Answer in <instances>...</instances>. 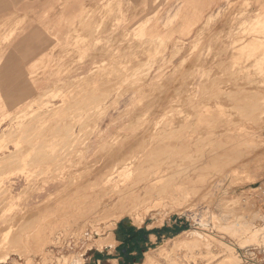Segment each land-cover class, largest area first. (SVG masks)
<instances>
[{
    "label": "rangeland",
    "instance_id": "1",
    "mask_svg": "<svg viewBox=\"0 0 264 264\" xmlns=\"http://www.w3.org/2000/svg\"><path fill=\"white\" fill-rule=\"evenodd\" d=\"M139 138L150 178L85 180ZM263 186L264 0H0V264H93L122 224L155 264H264Z\"/></svg>",
    "mask_w": 264,
    "mask_h": 264
},
{
    "label": "bare ground",
    "instance_id": "2",
    "mask_svg": "<svg viewBox=\"0 0 264 264\" xmlns=\"http://www.w3.org/2000/svg\"><path fill=\"white\" fill-rule=\"evenodd\" d=\"M254 32V31H253ZM138 52V51H137ZM141 53V52H140ZM134 83V82H133ZM146 83V82H145ZM121 84V83H120ZM130 84V83H129ZM154 84V83H153ZM131 85V84H130ZM142 85V84H141ZM144 85V84H143ZM134 86V85H133ZM141 87V86H140ZM140 87H138L137 86V88H139V89H136L135 91H137L138 93H141L140 95H142V93L143 92H145L146 90H147V94L145 95V96H149L150 95V90H151V88H149V87H147V89H146V86L144 87V88H140ZM151 87H153L152 85H151ZM124 88H127V87H124ZM149 89V90H148ZM125 90V89H124ZM130 90V89H129ZM110 91V90H109ZM125 91H127V90H125ZM153 91V90H152ZM151 91V92H152ZM146 93V92H145ZM149 94V95H148ZM96 95H97V93H96ZM139 95V94H138ZM144 95V94H143ZM58 96H59V94H58ZM57 96V97H58ZM141 97V96H140ZM260 100V99H259ZM257 101V100H256ZM258 102V101H257ZM255 103V102H254ZM253 105V104H252ZM257 105V104H256ZM259 105V104H258ZM257 105V106H258ZM144 110H147V111H153V110H150V109H144ZM145 130V134L147 133L148 135H150L149 137H151V138H154V136H159V134H157L156 133V131H157V129H156V127H151V128H147V129H144ZM164 132V131H163ZM154 140H155V138H154ZM158 143V142H157ZM156 144V143H155ZM159 144V143H158ZM154 144L153 143H151V142H148L147 141V139L146 138H139L138 140L136 139V141L133 143V144H131V146H129V148H125V149H122V148H120V150L119 149H116V150H119V151H115V149H114V152H112V154H113V156H111L110 155V157H111V159H112V157H113V161L111 162V160H109V159H107V161H110V162H108L107 164H105L106 166L102 169H97V171L96 172H90L87 176V178H85V180L87 181V182H89V181H93V179L94 180H96L95 178H98L97 179V181L100 179L101 181H99V182H101V184H103V192H104V194L106 193L107 195L110 193H114L115 192V197L117 198V197H119L120 198V196H122V194L123 193H125V194H127V192H129V191H127V190H130V191H132V190H134V186L138 183V182H140L141 180H143V182H144V180H146V178H148L147 177V172L151 169V167H152V161H151V159H149V158H145V156H146V151L148 150V152H149V150L151 151V147L153 146ZM68 146V145H67ZM157 146V145H156ZM147 147V148H146ZM152 148H154V147H152ZM147 149V150H146ZM156 149V148H155ZM155 149H154V151H155ZM157 149H159V147H157ZM65 151V150H64ZM113 151V150H112ZM153 151V150H152ZM159 151H161V150H159ZM116 152V154H115V156H114V153ZM158 152V151H157ZM111 154V153H110ZM150 155V154H149ZM145 158V159H144ZM101 166H104V164L103 165H101ZM130 171V177L129 178H123V179H119L118 180V176L122 173V172H125V171ZM126 173V172H125ZM124 173V174H125ZM128 173V172H127ZM243 174V173H242ZM90 175V176H89ZM122 175V174H121ZM249 176V175H248ZM120 178V177H119ZM150 178V177H149ZM154 178H152L151 180H153ZM156 179H158V178H156ZM96 181V182H97ZM142 182V181H141ZM150 182V181H149ZM75 183V182H74ZM145 183H147L146 181H145ZM100 184V185H101ZM151 184V183H150ZM138 186V185H137ZM142 185H140V187H141ZM134 187V188H133ZM139 187V188H140ZM148 187H150V186H148ZM138 188V189H139ZM142 188V187H141ZM147 188V187H146ZM98 190V189H97ZM101 191V190H100ZM90 193V192H89ZM132 192H130V194H131ZM95 194H97V193H95ZM102 194V193H101ZM112 195V194H111ZM129 195V194H128ZM127 195V196H128ZM90 196V195H89ZM125 196V195H124ZM126 196V197H127ZM92 197V196H91ZM115 197H113V199L112 200H116V201H118V202H120L119 200H117ZM129 197V196H128ZM89 198V197H88ZM109 198V197H108ZM122 199V198H121ZM89 200V199H88ZM105 200V199H104ZM110 200V199H109ZM116 201H115V204L116 205H118L117 203H116ZM106 202V201H105ZM111 202V204H113L112 202L113 201H110ZM95 203V202H94ZM115 204H113V207L112 208H114V205ZM110 205V204H109ZM107 207H108V204L106 205ZM102 207V206H101ZM116 207L117 206H115V209H116ZM108 208H110V209H112L111 207H108ZM82 210V209H81ZM103 210V209H102ZM95 211V210H94ZM93 211V212H94ZM107 211H109L108 209H107ZM112 211H114V210H112ZM116 211V210H115ZM93 212H91V213H93ZM110 212V211H109ZM90 215V214H89ZM113 215V214H112ZM107 216V215H106ZM110 216V215H109ZM128 217H130V220H132V224L134 225V226H141L142 224H143V221H144V216H141V215H139V214H135V215H131V216H128ZM105 218V217H104ZM163 222V220L161 219V221L160 222H158V224H163L162 223ZM113 226V225H112ZM114 226H115V224H114ZM116 227V226H115ZM114 227V228H115ZM90 229V228H89ZM113 229V228H112ZM189 232V231H188ZM188 232H183V233H181L180 235H178L177 237H176V239H179L180 240V238L184 235V237L187 235V236H191ZM19 239V238H18ZM178 240V242H179V245H182V246H187V247H191V246H193V244L195 243V241H193L192 243H189V242H187L186 240H185V238H184V240L183 241H179ZM251 241L250 242H252V241H260L261 243H263L264 244V227L263 228H261V229H257V230H255L254 232H253V234H252V237H251V239H250ZM18 241V240H17ZM153 241H155V237H153ZM173 242H175V241H173ZM253 243V242H252ZM257 243V242H256ZM255 243V244H256ZM175 244H177V243H175ZM262 244V245H263ZM101 245H102V243H101ZM264 246V245H263ZM234 254V253H233ZM231 259L233 260L234 258H233V256L231 255ZM214 258H215V256H214ZM72 261V262H71ZM69 260V264H83V260L81 259V258H75L74 260ZM71 262V263H70ZM155 259H154V257H153V255L152 254H150V253H146L145 254V257H144V261H143V264H155ZM236 262V261H235ZM226 263H229V262H226ZM223 264H225V262H223ZM230 264H233V261H231L230 262ZM235 264V263H234Z\"/></svg>",
    "mask_w": 264,
    "mask_h": 264
},
{
    "label": "crops",
    "instance_id": "3",
    "mask_svg": "<svg viewBox=\"0 0 264 264\" xmlns=\"http://www.w3.org/2000/svg\"><path fill=\"white\" fill-rule=\"evenodd\" d=\"M44 40H41V44ZM21 51V48L19 49ZM1 70L5 78L12 80L18 78V73H12V65L17 59L13 54L4 59ZM5 81V80H4ZM151 232V231H150ZM149 230H143L130 225L122 224L117 226L114 231L115 244L107 245L105 251L98 253L102 264H140L142 257L152 250V247L158 241L162 232L150 233ZM155 237V241H153Z\"/></svg>",
    "mask_w": 264,
    "mask_h": 264
},
{
    "label": "built area",
    "instance_id": "4",
    "mask_svg": "<svg viewBox=\"0 0 264 264\" xmlns=\"http://www.w3.org/2000/svg\"><path fill=\"white\" fill-rule=\"evenodd\" d=\"M263 193H264V186H263ZM99 261L95 260L93 264H98ZM100 264V263H99Z\"/></svg>",
    "mask_w": 264,
    "mask_h": 264
},
{
    "label": "trees",
    "instance_id": "5",
    "mask_svg": "<svg viewBox=\"0 0 264 264\" xmlns=\"http://www.w3.org/2000/svg\"><path fill=\"white\" fill-rule=\"evenodd\" d=\"M98 257H100V256H99V255H97L95 259L97 260V259H98Z\"/></svg>",
    "mask_w": 264,
    "mask_h": 264
}]
</instances>
